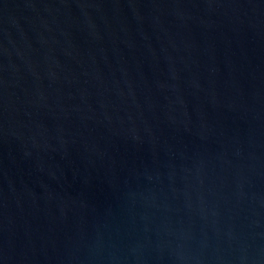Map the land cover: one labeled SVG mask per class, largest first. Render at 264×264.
<instances>
[{
	"label": "water",
	"instance_id": "water-1",
	"mask_svg": "<svg viewBox=\"0 0 264 264\" xmlns=\"http://www.w3.org/2000/svg\"><path fill=\"white\" fill-rule=\"evenodd\" d=\"M0 264H264V0H0Z\"/></svg>",
	"mask_w": 264,
	"mask_h": 264
}]
</instances>
